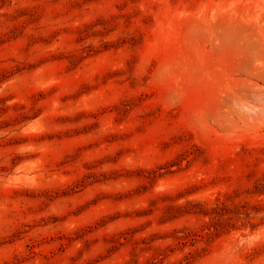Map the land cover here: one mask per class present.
<instances>
[{
  "label": "rangeland",
  "instance_id": "374dc122",
  "mask_svg": "<svg viewBox=\"0 0 264 264\" xmlns=\"http://www.w3.org/2000/svg\"><path fill=\"white\" fill-rule=\"evenodd\" d=\"M0 264H264V0H0Z\"/></svg>",
  "mask_w": 264,
  "mask_h": 264
}]
</instances>
